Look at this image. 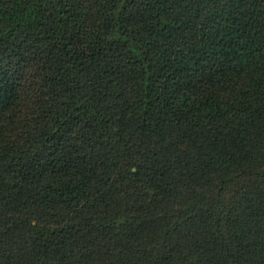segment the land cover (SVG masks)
Wrapping results in <instances>:
<instances>
[{
    "label": "trees",
    "instance_id": "1",
    "mask_svg": "<svg viewBox=\"0 0 264 264\" xmlns=\"http://www.w3.org/2000/svg\"><path fill=\"white\" fill-rule=\"evenodd\" d=\"M0 264H264V0H0Z\"/></svg>",
    "mask_w": 264,
    "mask_h": 264
}]
</instances>
